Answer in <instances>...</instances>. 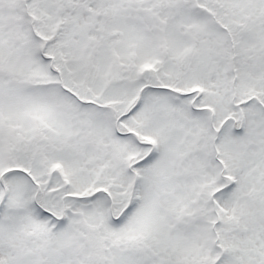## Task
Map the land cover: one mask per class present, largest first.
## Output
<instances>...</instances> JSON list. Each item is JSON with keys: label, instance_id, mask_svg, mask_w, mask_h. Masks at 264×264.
<instances>
[{"label": "snow or ice", "instance_id": "6c2138e0", "mask_svg": "<svg viewBox=\"0 0 264 264\" xmlns=\"http://www.w3.org/2000/svg\"><path fill=\"white\" fill-rule=\"evenodd\" d=\"M0 264H264V0H0Z\"/></svg>", "mask_w": 264, "mask_h": 264}]
</instances>
